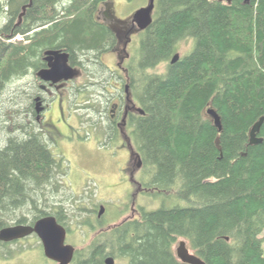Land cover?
Segmentation results:
<instances>
[{
    "label": "trees",
    "instance_id": "1",
    "mask_svg": "<svg viewBox=\"0 0 264 264\" xmlns=\"http://www.w3.org/2000/svg\"><path fill=\"white\" fill-rule=\"evenodd\" d=\"M105 1L32 0L24 11L30 0H0V16L9 18L1 32L10 39L0 40V89L37 73L49 49L97 59L114 38L97 20ZM154 17L132 74L145 114L130 126L149 176L143 183L166 201L141 208L104 234L111 243L77 252L72 264H103L105 255L128 264H188L175 252L181 238L206 264H264V123L263 142L249 143L264 116V0H156ZM188 38L193 51L172 63ZM162 63L166 72L150 71ZM20 131L0 146V227L45 216L46 193L65 171L42 133ZM8 244L0 241V250Z\"/></svg>",
    "mask_w": 264,
    "mask_h": 264
},
{
    "label": "rangeland",
    "instance_id": "2",
    "mask_svg": "<svg viewBox=\"0 0 264 264\" xmlns=\"http://www.w3.org/2000/svg\"><path fill=\"white\" fill-rule=\"evenodd\" d=\"M115 4L116 12L123 15L133 14L137 9L142 6H146L148 0H113ZM230 3L232 0H221ZM9 18L7 14L0 16V40L10 41L6 39L7 34L1 32V28L8 22ZM21 37H15L11 41H16ZM139 45L136 49L132 50V53L138 56ZM195 47V39L188 38L180 42L178 52L183 57L193 51ZM86 59L90 70L92 68L97 69L98 73L93 75L87 70L82 71L78 68L79 74L76 76L79 78H100L104 69L102 66H96L94 64V55H88ZM91 56V57H90ZM98 59V58H97ZM136 59V57H135ZM115 55L109 54L105 57V61L113 66L115 69L117 66V60ZM167 63H162L156 68L150 70L151 72H157L162 74L167 70ZM97 75V76H96ZM107 76V75H106ZM37 79L35 72L30 71L23 77L13 78L10 82L0 89V146L7 144L8 140L12 136L20 135L22 129L27 127H33L35 131L42 133L43 139L46 141V116L41 115V120L37 121L29 111L30 105L34 102L35 92L40 90L38 83L34 82ZM84 84V82H82ZM98 89L93 86L84 87L82 91V107L75 111V107L72 109L73 116L70 119L74 126L80 127L84 130V133H88L91 139L94 138L92 133H89L86 129H98V133L101 128L105 127L104 121L106 116L99 115L97 113L98 100L96 96ZM42 91V90H40ZM53 117L58 115V109L52 111ZM20 127V128H19ZM44 133V134H43ZM99 135L106 137L105 135ZM98 135V134H97ZM87 136V135H85ZM52 143V141H50ZM57 147L59 152H63L67 157L72 158L74 165L72 168L71 177L62 179L59 178L60 184L54 193H49V202L52 204L61 203L65 208L63 212V221L66 220V226L69 227L71 234L67 236L69 241H72L81 252H87L89 250L91 242L100 237V227L92 228V224H96V215L94 209L99 208L100 202L108 204V214L106 215V225L117 224L127 217L133 216L130 208H132L133 197H131L130 188H126L127 181L123 177V166H119L120 162H124V159L118 157H106L104 160H100V155L94 153H85L84 147H70L65 144L60 146L53 145L52 148ZM111 153H117V147L113 142L108 146ZM66 156H63L64 158ZM120 161V162H119ZM130 166L128 168L132 169ZM121 169V171H120ZM146 170V168H145ZM58 172V171H57ZM60 173V172H59ZM120 173L122 178L119 177ZM134 178L136 180L147 181L149 176L147 170L140 171L138 169L134 172ZM145 176L143 177V175ZM144 179V180H143ZM137 188V185H135ZM154 192V191H153ZM153 192L145 191L136 196V208L145 207L147 210L158 209L166 198L161 194H154ZM106 197V198H103ZM104 200H107L104 201ZM16 224L15 222L12 225ZM88 224V225H87ZM264 237V231L262 233ZM181 238L178 240H182ZM186 240V239H185ZM177 242V243H178ZM188 242V241H187ZM175 244V249L177 246ZM192 250V249H191ZM13 252V256L6 258ZM193 252V250H192ZM116 264H128V259L124 257H116ZM0 264H56L45 258L43 253L42 243L37 235H31L19 242H13L3 247L0 250Z\"/></svg>",
    "mask_w": 264,
    "mask_h": 264
},
{
    "label": "flooded vegetation",
    "instance_id": "3",
    "mask_svg": "<svg viewBox=\"0 0 264 264\" xmlns=\"http://www.w3.org/2000/svg\"><path fill=\"white\" fill-rule=\"evenodd\" d=\"M133 14L123 16L119 15L116 12L114 1L106 0L98 11L97 20L100 24L113 33L114 38L106 42L107 47L99 51L98 59H94V64H96V66H102L104 73L100 74V78H98L99 76L97 78L86 79H77V77H74L72 79H61L54 81L40 79L37 72V79L34 82L38 83V86L42 91L38 90L35 92L34 111L32 112V116L35 117L37 121L41 120V115L36 112L37 104L35 102L36 98L40 96L42 105L44 106L42 116H46V150L51 151L56 160L64 158L63 156H66V154L59 152L57 147L52 148L54 144L57 146H60V144H65L70 147H84L83 151L85 152L87 150L85 153L95 152L96 154L100 155V160H104L106 157L110 158L116 156L117 158L122 157L124 159V162L119 161L120 163L118 167L123 166L124 172L122 173L123 177L125 178L124 180L127 181L126 188H130L131 197H133L132 208H130L133 216L127 217L124 220L138 217L140 215L141 208H145L142 206L139 207V209L136 208V196L145 191H154V189H148L142 180H136L134 178V172L136 169H138L139 172L143 170L144 173L146 170L142 154L140 151H138L133 140V129L130 126L133 122L132 120L135 117L144 115L139 109L142 108L140 101L137 95L134 93L133 80L135 81L137 78L135 74L132 77V74L135 72L134 63H136V56L132 53V50L136 49L138 45L140 46L141 39L146 32V29H139L138 23L133 17ZM60 50L65 51L63 49ZM45 52L43 55L42 68L48 69L50 68V61H46ZM109 54L115 55L117 60V67L115 69L105 61V57ZM54 61L55 60H51V62ZM69 64L74 68L80 69L82 73L86 68H91L87 64V61L79 54L71 56L69 53ZM92 69L94 70V68ZM95 71L97 74L98 71L96 69ZM82 82H84V84H82ZM83 85L84 87L93 86L95 88H102L98 89V94L96 96L98 105L96 106L98 107L97 113L99 115L103 114V117H107V119L104 121L106 126L101 128L100 131L102 132L99 133L97 132V128L93 130L86 129L89 133L94 135L93 139H91L87 132H83L84 130L81 128V126H74L70 120L73 116L72 109L75 107V111H77V109H81L82 107L81 98ZM56 108L58 109V115L53 117L54 115L52 114V111ZM100 133H103L102 135H105L106 137L104 138L100 136ZM50 141H52V143H50ZM112 142L117 147V153H111V151L108 149V146ZM73 161L74 160L72 158L67 156L64 158V162L62 164L65 166V171L63 174L59 175L58 178L70 179L74 165ZM130 166L133 168L129 169L128 173V168H130ZM144 176L145 174L143 177ZM119 177L122 178L121 173ZM135 185H137V188H135ZM49 193L52 192L48 190L46 193L47 197L50 196ZM104 201L107 202V200ZM101 210H103V212ZM46 211L48 213L45 216L51 215L56 217L57 221L66 228L67 236L71 234L69 227L66 226V220L63 221V212L65 211V208L61 203L56 204V202H53L50 204L48 198L46 200ZM94 214L96 215L97 223H93L91 226L92 228L100 227L98 234L101 233V235L100 237L94 239L90 246L96 243H98L99 246H103L105 243H111V240L104 238V234L111 232V230L116 225L123 222L124 220L114 225H106L105 219L106 215L108 214V204L105 202H100L99 208L94 209ZM31 235L37 234L33 233ZM67 236L65 241L66 244L73 245L76 248L74 255L75 258L79 250L72 241L67 239ZM27 237L14 240L9 243L19 242ZM42 248L44 253L43 244ZM108 256L113 255H105L103 264H106V259ZM113 257L115 258L116 264L117 258L115 256ZM47 259L59 264L53 259ZM73 260L70 264L73 263Z\"/></svg>",
    "mask_w": 264,
    "mask_h": 264
},
{
    "label": "water",
    "instance_id": "4",
    "mask_svg": "<svg viewBox=\"0 0 264 264\" xmlns=\"http://www.w3.org/2000/svg\"><path fill=\"white\" fill-rule=\"evenodd\" d=\"M250 0H245L249 2ZM32 5L30 3L24 6V11L27 6ZM156 6V0H148L146 6H142L137 9L133 17L138 23L139 29L145 30L150 27L154 21V11ZM24 13V12H23ZM22 13V14H23ZM21 14V16H22ZM46 61H50V68H42L38 71V77L42 80H54L72 79L79 74V70L72 67L69 64V53L60 49H49L45 52ZM180 59V53L174 54L171 62L175 63ZM51 60H55L51 62ZM36 112L41 114L44 110L41 97L36 98ZM140 111L145 114L143 108H139ZM207 114L213 119L214 124L218 129L222 130L221 116L218 111L209 107ZM264 123V116H261L258 121L254 123L250 130V144H259L263 142V138L259 136L262 125ZM103 212V210H101ZM1 225V217H0ZM33 233H36L40 238L44 253L47 258L57 261L59 264H70L74 258L76 248L73 245L66 244L67 231L66 228L61 225L56 217L48 215L37 219L33 224H14L9 226L0 227V241L11 242L24 237H27ZM177 257L184 263L188 264H206V262L196 253L192 252L188 242L182 239L178 242L175 249ZM106 264H115V258L108 256Z\"/></svg>",
    "mask_w": 264,
    "mask_h": 264
},
{
    "label": "bare ground",
    "instance_id": "5",
    "mask_svg": "<svg viewBox=\"0 0 264 264\" xmlns=\"http://www.w3.org/2000/svg\"><path fill=\"white\" fill-rule=\"evenodd\" d=\"M228 1H229V0H228ZM26 4H29V2L26 3ZM26 4H25V5H26ZM23 6H24V5H23ZM27 8H28V7H27ZM27 8H26V9H27ZM18 23H19V22H18ZM21 23H22V22H21ZM146 30H147V29H146ZM146 30H145V31H146ZM10 31H11V30H10ZM16 45H17V44H16ZM175 53H177V52L175 51ZM171 58H172V57H171ZM35 102H36V101H35ZM221 131H222V130H221ZM177 244H178V243H177Z\"/></svg>",
    "mask_w": 264,
    "mask_h": 264
}]
</instances>
